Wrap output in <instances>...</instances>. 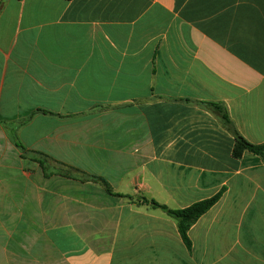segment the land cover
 Listing matches in <instances>:
<instances>
[{
  "label": "crops",
  "instance_id": "obj_1",
  "mask_svg": "<svg viewBox=\"0 0 264 264\" xmlns=\"http://www.w3.org/2000/svg\"><path fill=\"white\" fill-rule=\"evenodd\" d=\"M209 103L264 144V0H0V264H264V153ZM216 194L188 245L144 202Z\"/></svg>",
  "mask_w": 264,
  "mask_h": 264
},
{
  "label": "trees",
  "instance_id": "obj_2",
  "mask_svg": "<svg viewBox=\"0 0 264 264\" xmlns=\"http://www.w3.org/2000/svg\"><path fill=\"white\" fill-rule=\"evenodd\" d=\"M68 1V0H66ZM210 109L219 116L223 125L226 129L231 132L234 136V145L232 154L234 157H240L243 152L248 151L257 155H262L264 153L263 145H253L245 140L242 136L238 134L235 130L231 120L229 119L227 113L219 107L217 104H207ZM22 148V146L19 145ZM23 149V148H22ZM38 163L42 167L45 176L52 175V173L46 172L47 168L43 161L38 160ZM220 194H216L211 198L204 199L193 203L192 205L182 208V209H169L168 207L161 205L154 200L144 199V202L149 204L153 208H158L162 210L165 214L173 218L176 222L177 230L182 240L188 245L189 241L187 238V231L191 225L204 213H206L219 199Z\"/></svg>",
  "mask_w": 264,
  "mask_h": 264
}]
</instances>
